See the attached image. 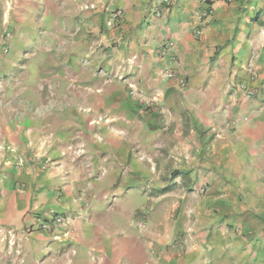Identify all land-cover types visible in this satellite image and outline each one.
I'll return each instance as SVG.
<instances>
[{"label": "crops", "instance_id": "1", "mask_svg": "<svg viewBox=\"0 0 264 264\" xmlns=\"http://www.w3.org/2000/svg\"><path fill=\"white\" fill-rule=\"evenodd\" d=\"M87 2L94 4L86 11L92 15L93 40H103L107 49L104 67L119 71L120 85L103 86L99 95L91 92L92 98L67 104L65 110L122 109V94L126 93L122 85L127 77L134 79L143 93L159 92L158 103L174 110V120L170 119L173 123L181 119V109H188L190 116L211 134L224 123L225 110L221 111L217 97L229 99L227 93L239 83L264 93V0H213L209 2L211 13L205 18L198 17L196 0ZM115 8L121 9L120 18L107 28L106 12ZM197 28L199 35L194 34ZM168 40L174 43L172 64L157 53ZM44 42L51 46L53 40L9 43L8 55L14 50L16 53L20 46L26 48L21 79L30 76L37 82L43 76L39 69L47 59ZM0 45L3 46L2 40ZM5 57L0 54L4 58L0 63L7 61L10 67L13 60ZM76 57L80 58V52ZM127 61L139 64L134 73L128 74ZM168 69L184 76L187 86L181 88L175 80L167 79ZM41 87H24L23 95L43 94ZM42 94H33L36 104L28 101L31 110L24 108L27 110L22 120L30 122L33 109L44 98ZM247 105L264 110V102L257 104L251 100ZM235 110L227 115L236 113ZM154 113L155 110L149 114ZM243 115H247V120L240 123L239 132L232 136L240 141L235 144L237 148H231L229 137L221 138L230 133L225 130L214 135L220 137L214 143L206 145L202 142L205 134L199 135L192 129L184 134L177 129L175 140L179 141L183 134L182 139L191 141L196 136L202 142L194 146L193 155L192 145L180 143L171 150L175 156L169 154L177 157L181 175L193 180L180 182L177 176L170 185L156 181L154 191L142 190L140 205L136 207H130L124 199L131 196V191L118 199L113 193L120 192L117 186L125 182L129 172L134 178L145 177L149 181L148 175L154 168H147L130 156L125 146L118 143L110 151L104 145L107 155L97 150L89 157L76 155L59 160L55 156L57 166L53 173H47L41 181L39 177L33 180L41 189L27 180L23 192L10 194L0 205V227L12 234V238L5 235L4 241L0 234V264H264V115ZM149 124L154 130L156 122ZM251 124L255 126L250 127ZM114 139L118 141L117 137ZM110 155L113 163L105 167L103 162L112 160ZM202 180L205 183L201 184ZM131 182L132 179L126 182L127 186ZM13 183L14 180L11 186ZM122 200L129 210L119 204ZM144 207L150 209V217L146 227L139 230L133 223L134 210ZM109 208L116 209L114 214L112 211L106 215L105 211L102 215ZM52 213L74 214L72 234L65 243L36 230L39 222ZM181 235L184 241H177Z\"/></svg>", "mask_w": 264, "mask_h": 264}, {"label": "rangeland", "instance_id": "2", "mask_svg": "<svg viewBox=\"0 0 264 264\" xmlns=\"http://www.w3.org/2000/svg\"><path fill=\"white\" fill-rule=\"evenodd\" d=\"M90 8H94V4L87 0H0V40L3 41V45L5 40L8 43L11 40H53L51 46L45 42L42 44L47 59L43 61L39 69L43 76H39L38 79H41L37 82L33 81L30 76L21 79L25 70L26 48L20 46L16 53L14 50L10 55L7 54L8 52L0 51V54L6 56L5 58L13 60L9 64L10 67L7 66V61L4 64L0 63L1 206L6 199H9L10 194L23 192L27 180H31V183L36 186L33 180H37L39 177L41 181L47 173H53L52 171L57 166L56 158L60 160L61 158L65 159L66 156L73 158L76 155L89 157L91 152L95 153L97 150L105 152L104 150L110 147V151H113L115 144L118 143L129 149L130 156H134L145 167L154 168V170L150 169L149 181L145 177L141 179L135 176L134 178V175L129 172L126 175L127 180L125 179V182L117 186L120 192L113 193L118 199V196L121 197L131 191V196L124 199L127 200L130 207L139 206L142 190L145 192L154 191L153 187L156 181L171 183L177 176H179L180 182L193 180L192 177L187 179L185 175H181L183 172H181V168L177 167V157H173L175 154L171 151L174 145L179 143L180 145H192L193 155L196 153L195 145H202V142H205L206 145L212 144L215 142V138H220L214 135L223 134L221 132L225 130L230 133L222 135L221 138L229 137L231 148H237L235 144L240 141L232 136L239 132L240 123L248 118L243 113L254 114V118L264 115L263 109H255L247 105V102L251 100H256L257 104L263 103L264 93H258L256 89L239 83L233 91L227 93L229 99L227 97L215 99V101H220L221 111L225 110L224 123L219 126L216 133L209 134V130H203L194 117L190 116L192 114L188 109H181L179 112L181 119L177 121V124L173 123L175 122L172 121L174 120V110H168L158 103L160 93H143L135 80H127V77L124 78L126 82L122 85L126 93L122 94L125 103L121 107L125 112L118 106L121 110H114L113 107L107 111L88 107H79L75 110L67 107L65 110L64 107L68 106L67 104L71 106L79 100L86 101L92 98L91 92H96L99 95L103 86L120 85L118 81L121 79L117 77L119 71L115 68L104 67L107 49L103 45V40H93L95 29L91 28L92 15L86 13ZM116 9L121 12L119 8L113 10ZM109 13L108 10L105 22L107 28L113 27L115 24L114 21L109 22ZM82 20H86V22ZM8 32L9 38L6 37ZM10 51L12 52V47L9 49ZM77 52H80L78 60L76 59ZM0 60L3 62L4 58H0ZM125 64L128 74L134 73L133 70L139 65L132 61H127ZM176 76L184 85L181 86L175 80L177 84L181 88H185L187 81L184 76L178 73ZM41 85V89H44L43 94L38 92L32 93V95H23L24 87L39 88ZM248 90L250 93H245ZM33 94L35 96L42 94L44 98L40 105H36V110L33 109L34 114L31 115L29 122L22 120V116L25 110H31L28 101L35 103ZM184 94H186L185 91ZM115 96L113 94V98ZM31 97L33 98L31 99ZM144 97H147L146 102L143 101ZM23 98L25 99L23 100ZM239 104L241 107L238 106ZM24 108L27 109L24 110ZM234 108H236V113L227 115ZM247 108L249 111L246 110ZM154 110L153 116L150 115L149 113ZM153 122H156L154 130L149 124ZM52 126L56 129L52 130ZM253 126L255 125L251 124L250 127ZM177 129H182L184 134H187L189 129L199 135L205 134V140L201 142L195 136L189 141L187 138L182 139V134L180 140L177 141L174 137ZM114 137H117L118 141ZM175 152L178 153V151ZM105 153L107 155V152ZM108 154L116 155L115 153ZM169 154H173V156H169ZM111 155L108 156L112 159L111 163L110 161L103 162L105 167L113 163ZM187 157L185 155L184 159ZM180 158L183 157L180 156ZM182 162L184 163L183 159ZM131 179V184L128 183L129 186H127L126 182ZM12 180H14L13 186H11ZM9 182L10 187L7 186ZM200 182H202L201 184L205 183L204 180ZM201 184L198 187V192L202 187ZM38 187L42 188L40 184L36 186V189ZM137 190L139 193L136 192ZM121 202L122 204H119L122 208L129 210L125 202L123 200ZM116 209H104L102 215L105 214V211L106 215L112 211L114 214ZM149 210L148 207L134 210L133 223L135 222L137 229L143 230L146 227L150 217ZM122 213L124 214V212ZM69 217L72 221L74 220V214L70 213ZM114 218L116 217L114 216ZM0 228V234L2 238L4 237L2 241L5 240V235L12 238L9 229ZM132 229L134 230V228ZM182 237L183 235L177 238V241H184ZM71 253L74 252L71 251ZM6 264L12 263L7 262Z\"/></svg>", "mask_w": 264, "mask_h": 264}, {"label": "built area", "instance_id": "3", "mask_svg": "<svg viewBox=\"0 0 264 264\" xmlns=\"http://www.w3.org/2000/svg\"><path fill=\"white\" fill-rule=\"evenodd\" d=\"M165 1V0H164ZM213 0H196L197 10L196 13L199 18H205L211 13V7L209 2ZM229 1V0H224ZM201 3H208L206 7L201 6ZM158 14V12H155ZM110 21H116L120 18L121 12L119 10H113L110 12ZM195 35L200 34V29L194 30ZM9 32L6 33V37L9 38ZM8 42L5 40L4 45L0 48L1 52L8 51ZM158 56L160 58H165L168 60L169 64L175 62V54H174V43L171 40L166 41L158 50ZM165 77L167 79L177 80L178 83L183 86V82L178 80L176 76V72L173 69H168L165 71ZM241 88V87H240ZM244 88L242 87V90ZM250 93V91H245V93ZM244 93V92H243ZM72 219L69 217V214H61V213H53L49 218L41 220L38 224V230L44 233L45 235L51 237L55 241L64 242L69 239L72 234ZM74 252V250H72ZM209 264V263H206Z\"/></svg>", "mask_w": 264, "mask_h": 264}]
</instances>
